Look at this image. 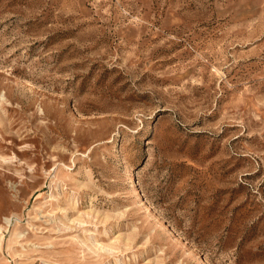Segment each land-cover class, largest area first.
Masks as SVG:
<instances>
[{"label":"rangeland","instance_id":"obj_1","mask_svg":"<svg viewBox=\"0 0 264 264\" xmlns=\"http://www.w3.org/2000/svg\"><path fill=\"white\" fill-rule=\"evenodd\" d=\"M0 227V264H264V0H0Z\"/></svg>","mask_w":264,"mask_h":264},{"label":"bare ground","instance_id":"obj_2","mask_svg":"<svg viewBox=\"0 0 264 264\" xmlns=\"http://www.w3.org/2000/svg\"><path fill=\"white\" fill-rule=\"evenodd\" d=\"M4 220H5V222H6L7 224H9L10 221H11L9 218H4ZM0 229H1V227H0ZM0 234H1V231H0ZM1 241H2V238L0 237V245H1Z\"/></svg>","mask_w":264,"mask_h":264}]
</instances>
